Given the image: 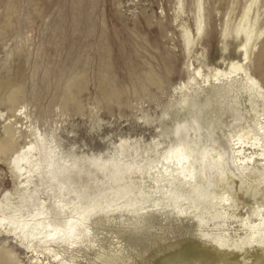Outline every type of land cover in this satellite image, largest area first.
<instances>
[{"label":"rangeland","instance_id":"obj_1","mask_svg":"<svg viewBox=\"0 0 264 264\" xmlns=\"http://www.w3.org/2000/svg\"><path fill=\"white\" fill-rule=\"evenodd\" d=\"M198 1L0 0V133L7 123L15 130L11 150L0 156L2 207L28 209L17 195L21 187L11 160L34 145L36 158L35 153L51 151L58 160L84 163L70 187L84 200L127 186L134 203L127 207L135 212L126 214L123 206L110 220L92 216L88 223V237L112 242L111 264H164L175 253L169 244H178L182 234L199 244L219 234L233 241L248 231L244 220L256 225L264 219V158L254 154L264 152V0H200V35ZM246 5L251 20L257 15L261 35L244 61L243 40L233 30ZM183 29L194 37L189 50ZM231 60L261 91L238 71L218 83L212 78L210 84L199 78L190 82L194 68L212 74L228 69ZM201 84L187 111L184 93ZM238 136L244 142L240 156L235 153ZM254 136L261 146L252 145ZM179 144L194 149L185 166L193 169L197 190L206 193L185 212L174 208L170 194L194 196L197 190L163 160ZM93 162L127 168L122 179L114 180L107 171L94 170ZM44 173L41 168L31 174L29 190L52 206L57 187ZM220 179L234 196L230 206L223 201ZM251 186L254 192L241 190ZM63 194L66 212L77 209L75 194ZM177 203L182 209L190 205L184 198ZM119 234L130 246L126 258L122 249L116 251L123 244ZM188 241L183 248L191 245ZM24 243L0 228V264H33L35 257L42 264L70 258L74 264H92L97 249L57 246V261L37 242L30 248Z\"/></svg>","mask_w":264,"mask_h":264},{"label":"bare ground","instance_id":"obj_2","mask_svg":"<svg viewBox=\"0 0 264 264\" xmlns=\"http://www.w3.org/2000/svg\"><path fill=\"white\" fill-rule=\"evenodd\" d=\"M255 1L256 0H251V2ZM196 6L199 14L195 21V26L196 33L200 35L203 23L202 15L200 14L202 11L200 0ZM249 13L250 5H246L238 24L233 30L235 35L243 40L239 46V51L242 52V59L244 61L248 59L250 48L255 46L257 39L261 35V32H256V25L258 23L257 15H255L251 20L249 18ZM181 38L183 40L185 50H189L194 38L192 37L191 32L183 29ZM227 65L228 69H213L212 74H203L200 68H194L193 78L190 82L199 78L201 79L202 84H210L212 80L213 82L218 83L219 78H231L232 73L238 71L242 73L244 79L252 88H256L261 91L258 82L250 76L249 72L241 64L235 60H231L227 63ZM211 78L212 80H210ZM190 82H188V84H190ZM202 84L197 86V88H190L191 93H188V91L184 93L185 98H183L181 103L183 107L185 106L187 108V111L193 107L191 101L198 96L199 89H202L204 86ZM249 132L250 131L246 132V134H249ZM14 135L15 130L13 125L10 123L4 124L0 133V156L5 155L11 150L13 143L15 142ZM235 145V153L237 156L242 155L244 153V142L240 136L237 137ZM252 145L254 147H257L258 145L261 146L257 136L253 137ZM33 151H35V146L30 145L25 151L18 152L16 154L14 153L11 160L15 179L18 182V186L21 187V190L17 191V195L20 198V201L28 206V209H26V211H22L14 208L10 203H7L4 207H2L0 202V228L7 234L12 232L18 236L21 243L26 242L27 248H30L33 242H37L43 251H46L47 254L53 256L54 260L57 261L61 256L59 251L56 249L57 246L64 245L72 247L79 244H85L87 246L90 244L92 246H96L97 248L94 253V260L92 261V264H111L110 262L114 259L113 256L115 255V248H111L112 242L105 237H96L95 239L88 237V223L90 222V218L92 216H98L97 221L102 220V218L110 220L111 218H114V215L117 212H121L123 206L126 208L125 211L123 210L124 213L129 214L135 212V210L130 211L127 207L128 205H134V203L127 198L130 193L127 186L123 185L117 190L108 188L107 190H102L100 193L95 194L92 198L84 200L82 198V194L76 192L74 189H70L74 179L76 178H74V175L78 176L83 172L84 163H80L78 160H72L71 163H69V161L58 160L51 155V151L43 152V156L40 152L35 153L39 156L36 158ZM193 153L194 149L190 146L179 144L172 150L168 151L163 160L168 162V164H172L171 167H174L172 171L175 172L178 177L181 176L185 184H188L189 187L197 190L196 185L192 183V180H195L194 171L192 168L188 169L185 166V164L188 163L189 159L192 157ZM254 154L258 157V160L264 158V152L262 151H260L259 154L254 152ZM252 157L253 154L250 156H244L242 161H249ZM239 161L241 160L239 159ZM168 164L165 166L166 172L169 168ZM91 166L94 170L107 171L114 180L122 179L123 170L127 168L126 166L121 168V166L117 163L99 164L93 162ZM41 168L45 169L44 175L56 183L58 194L53 192L54 200L52 206H46L45 202L36 200L34 198V194L29 190V186L31 184V174ZM220 181L222 182L220 186L223 201L230 206L231 203L235 201L233 198L234 196L226 185V179H220ZM254 189L255 188L251 186L249 189L241 190H243V193H246L248 190H252L251 192H254ZM63 192H73L75 194L79 200L77 209H72L69 212H66L67 207L66 202L63 200ZM194 192V196H190L189 194H187V196H175V194H170V202L174 204V208H177L179 212H185L186 209L196 207L195 203L198 202L202 196H206V193L199 192L198 190ZM178 198L188 200L190 205L182 209V205L177 203ZM124 213L122 216H124ZM202 220V218H199V222ZM242 224L245 228H248V231L245 232L243 237L238 236L233 241H230V239L226 236L219 234L211 237L207 242L205 241L203 244H199L190 241L186 234H182L178 244H169L173 247L175 253L170 259L165 261L164 264H264V219H261L256 225H251V221L248 219L244 220ZM121 236L122 235L119 234L116 237L119 239V242L123 243L121 248H118L116 251H121L122 249L124 253L130 246ZM83 237L86 238V240H83ZM187 240L191 243V245H188L190 248H183L181 243ZM203 252L205 254L210 253L211 255L207 258ZM7 255L8 258H11V262H13V256L10 254ZM123 256L126 258L127 254L124 253ZM73 259L70 258L69 261H62L59 259V261H62L60 264H74ZM31 263L42 264L41 260L37 257L33 258Z\"/></svg>","mask_w":264,"mask_h":264}]
</instances>
